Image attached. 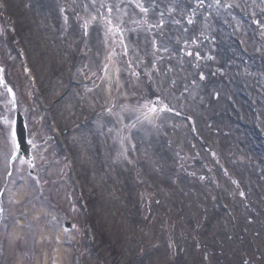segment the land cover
I'll use <instances>...</instances> for the list:
<instances>
[{
    "label": "rangeland",
    "instance_id": "374dc122",
    "mask_svg": "<svg viewBox=\"0 0 264 264\" xmlns=\"http://www.w3.org/2000/svg\"><path fill=\"white\" fill-rule=\"evenodd\" d=\"M1 207L0 264H264V0H0Z\"/></svg>",
    "mask_w": 264,
    "mask_h": 264
},
{
    "label": "water",
    "instance_id": "95a60500",
    "mask_svg": "<svg viewBox=\"0 0 264 264\" xmlns=\"http://www.w3.org/2000/svg\"><path fill=\"white\" fill-rule=\"evenodd\" d=\"M16 136L21 147V153L28 157L30 145L27 142V129L25 126V120L20 113H18L17 118Z\"/></svg>",
    "mask_w": 264,
    "mask_h": 264
}]
</instances>
